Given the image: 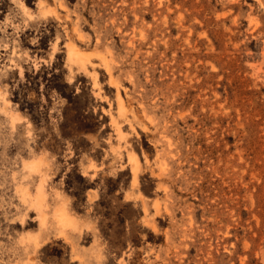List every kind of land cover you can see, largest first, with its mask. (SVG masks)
I'll list each match as a JSON object with an SVG mask.
<instances>
[{
  "label": "rangeland",
  "instance_id": "obj_1",
  "mask_svg": "<svg viewBox=\"0 0 264 264\" xmlns=\"http://www.w3.org/2000/svg\"><path fill=\"white\" fill-rule=\"evenodd\" d=\"M0 264H264V0H0Z\"/></svg>",
  "mask_w": 264,
  "mask_h": 264
}]
</instances>
